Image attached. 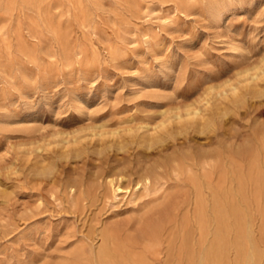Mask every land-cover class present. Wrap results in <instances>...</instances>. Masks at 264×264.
I'll return each mask as SVG.
<instances>
[{"label":"rangeland","instance_id":"rangeland-1","mask_svg":"<svg viewBox=\"0 0 264 264\" xmlns=\"http://www.w3.org/2000/svg\"><path fill=\"white\" fill-rule=\"evenodd\" d=\"M263 64L264 0H0V264H264V194L247 178L264 159ZM206 101L215 121L193 148L243 175L218 219L186 205L166 164L108 187L111 170L164 158L126 127Z\"/></svg>","mask_w":264,"mask_h":264},{"label":"bare ground","instance_id":"bare-ground-1","mask_svg":"<svg viewBox=\"0 0 264 264\" xmlns=\"http://www.w3.org/2000/svg\"><path fill=\"white\" fill-rule=\"evenodd\" d=\"M256 74H254V76H252L251 78H245L243 81L246 83L245 84L243 83L244 86L241 85L242 88H244L245 90H248L249 88H251L253 86L252 83L258 79ZM259 80H261V79H259ZM259 80H257V82ZM256 83H254L255 86H256ZM262 84H264V82ZM225 85H227V84H225ZM262 87H261V89H262ZM258 88H257V90H258ZM229 90L235 96V94H237L238 91H240V87L235 86V84H233L230 86ZM226 91L227 90L224 91V95L226 94ZM252 91H253V89H252ZM239 97H240V94H239ZM224 98H226V95L224 96ZM231 99L234 100V98H231ZM231 99H229V100L231 101ZM218 101L219 100H217V103H218ZM204 105L205 106H202V108H200L201 106L200 107H192L191 106L192 108L188 106L185 109L183 108L184 111H180V109H176V111L173 112L172 115L168 114L169 116H166V118H164V120H160L156 124H153L154 121L152 122V124H150L149 122H142V121L140 122L139 121L135 125L133 124V126L129 127L127 125L128 127H126V128L128 130V133L130 132V134H131V136H129L130 139L133 136L132 138L134 140L138 139V141L140 143H142L146 146V149H151L153 152H157V153H162V154L165 153L164 158L161 157L160 158L161 161L158 163H154L153 165H148V164H146L147 162H145L144 165H139L137 168H134V170L130 169V171H127L128 169L126 170L124 167H122V168L120 167L121 169L116 167V168H118L117 170H111L107 175L105 174L103 176L108 187L113 192L123 191V190L124 191L128 190V191L132 192V190L134 191L138 187L145 186L148 183H150L152 180H154V178L161 176L160 175L161 173L159 172V170L166 164V166H168V168L170 169L169 172L172 176H173V173H177V174H179V176L180 175H186V177H187V179L191 185L190 186L188 184L192 188V192L189 195L190 197L189 198L187 197L188 199H187L186 205L187 206L193 205L199 210H202V208L204 206H211L212 209H214V211H215V217L218 219L219 210L225 202V200L222 198L223 187L225 185H227L226 182H228V180H229V185L231 184L230 181H232V182L233 181H238V182L240 181L241 182L243 175H241L242 172L239 174L237 171V173H236L235 172L236 170H234V168L232 166H230V164L229 165L224 164L223 151L219 147H216L212 150H205L206 148L205 149L200 148L197 150V149L193 148V144H195L196 140H197L196 135H195V130H197L198 132H202L204 130V128L207 126L208 122H210L212 120L214 123V121H215V120H213L214 119L213 115H215V114H213L214 110L211 111L213 108H211L212 105L210 104V102L206 101L204 103ZM218 105H220V104H218ZM218 107H220V106H218ZM215 111H216V108H215ZM219 111H221L220 108H219ZM169 113H171V112H169ZM221 114H222V116L225 115L224 112L223 113L221 112ZM165 115H167V114H165ZM146 121H147V119H146ZM130 125H132V123H130ZM132 129H133V132H132L133 134L131 133ZM102 132L103 131H99V133H102ZM96 133H97V131H96ZM121 133L123 134V132H121ZM121 133L119 132L120 135L118 133H115V132H113L112 134H118L117 137H119V136H121ZM263 133H264V125H262L260 127V129L258 130V132L256 134L257 135L256 136V142L259 146L264 145L263 144V135H262ZM100 135L101 134H98V137ZM94 137H93V140H94ZM95 138H97V137H95ZM99 138H97V139L99 140ZM121 139H122V137H121ZM125 139L126 138H124L123 140H125ZM101 140H103V139H101ZM134 140H132V142H136ZM115 141L117 142V140H115ZM127 141H129V140H126V143H128ZM97 142H100V141H97ZM108 142H110V141H108ZM67 144L68 143H66V145ZM100 144H102V143L100 142ZM110 144H108V145L110 146ZM119 145H120V143H119ZM67 148H69V147H66V150H67ZM169 149H172V151L167 152ZM229 149L231 150L230 146H228V148H227L228 152L230 151ZM65 153H68V151ZM208 159H213L214 163H212L211 166L210 165L208 166L206 164L209 167V173H203V171H205V168H206V167H203V165L205 163H207ZM231 163H232V161H231ZM162 170H164V169H162ZM213 175H215V178H213L214 177ZM103 178H102V180H103ZM247 178L249 180L251 179L250 180L251 182L253 181V183L255 184V186L253 184V187L255 190H256V188H258L259 193L264 194V159L257 161L255 163H253V165H251L250 170H249L248 175H247ZM69 187H70V190H68L69 193H70V191L75 192L78 189L77 184L74 185V183ZM242 188H243V186H242ZM128 191H127V193H128ZM258 203H259V201H258ZM262 203L264 204V200L262 201ZM140 222L141 221L139 220V223ZM125 227H127V226H125ZM122 228H123V226H122ZM120 230L121 229L119 227L118 229L116 228L114 231H118V233H119ZM110 233L111 232H109L107 234V237L110 235ZM199 257L201 258V256H199ZM201 261H203V260H201ZM199 264H201V263H199Z\"/></svg>","mask_w":264,"mask_h":264}]
</instances>
